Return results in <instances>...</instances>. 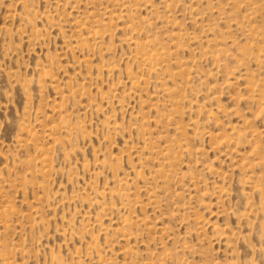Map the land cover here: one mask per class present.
Listing matches in <instances>:
<instances>
[{"label": "rangeland", "instance_id": "1", "mask_svg": "<svg viewBox=\"0 0 264 264\" xmlns=\"http://www.w3.org/2000/svg\"><path fill=\"white\" fill-rule=\"evenodd\" d=\"M0 264H264V0H0Z\"/></svg>", "mask_w": 264, "mask_h": 264}]
</instances>
